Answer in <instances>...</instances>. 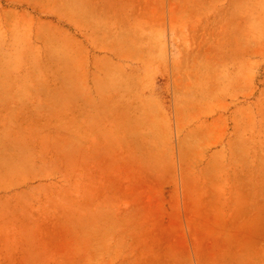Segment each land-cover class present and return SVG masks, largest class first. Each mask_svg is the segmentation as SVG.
<instances>
[{
    "label": "crops",
    "instance_id": "crops-1",
    "mask_svg": "<svg viewBox=\"0 0 264 264\" xmlns=\"http://www.w3.org/2000/svg\"><path fill=\"white\" fill-rule=\"evenodd\" d=\"M0 264H264V0H0Z\"/></svg>",
    "mask_w": 264,
    "mask_h": 264
}]
</instances>
